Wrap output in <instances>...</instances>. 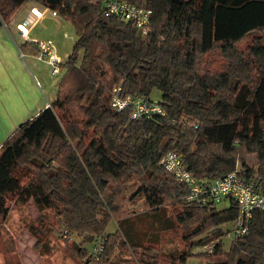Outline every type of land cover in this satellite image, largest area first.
Wrapping results in <instances>:
<instances>
[{
    "label": "trees",
    "instance_id": "1",
    "mask_svg": "<svg viewBox=\"0 0 264 264\" xmlns=\"http://www.w3.org/2000/svg\"><path fill=\"white\" fill-rule=\"evenodd\" d=\"M124 1L151 9L146 34L106 15L105 0H0V26L33 2L69 22L77 38L58 64L63 73L53 100L0 146V219L11 202L31 203L41 216L52 211L59 238L67 230L66 237L103 240L96 261L72 244L79 261L112 264L117 248L135 245L125 223L141 195L149 213L176 210L189 243L173 264L190 256L264 264V212H254L249 232L225 250L237 205L187 202L186 188L159 164L173 150L199 179L236 170L264 190V0ZM25 45L38 53V43ZM119 85L123 95L158 101L164 114L130 119L131 108L115 111L109 97ZM112 221L117 230L107 232ZM212 241L209 252L191 251ZM141 249L134 264L158 263L151 246Z\"/></svg>",
    "mask_w": 264,
    "mask_h": 264
},
{
    "label": "rangeland",
    "instance_id": "2",
    "mask_svg": "<svg viewBox=\"0 0 264 264\" xmlns=\"http://www.w3.org/2000/svg\"><path fill=\"white\" fill-rule=\"evenodd\" d=\"M39 8L43 9V7ZM81 57L82 50L78 52L77 65L80 63ZM45 69L50 72L51 67ZM62 73L63 69L59 74L52 76L50 81L56 91ZM2 78L3 74L1 73ZM0 88L6 91L9 87L5 85L4 87L0 86ZM159 96L160 93L155 90L153 97ZM32 100L33 98L29 96L27 104L29 109L34 105ZM12 103V101L8 102L11 106ZM253 161L254 158L250 157L249 163ZM135 188L130 187L127 193L134 192ZM221 206H224V204ZM130 208L131 215L125 225L126 228H131L135 245L127 246L123 252H120L117 248L112 264L136 263L143 246H151L152 251L157 253L159 257L157 264H173V257H177L189 243L184 239L183 231L175 221L176 210L167 206L156 214L149 213L144 206V198L141 195H138L136 203L131 205ZM52 213V211H45L41 216L31 203L11 202L8 215L6 218L0 219V264H87V258H83L81 261L78 260L71 245L80 244L90 250L92 243L95 242L93 238L87 236L77 237L75 234L71 237L68 235L66 238H59L54 231L57 224L56 217ZM41 227H45L46 232L41 233L39 230ZM34 228L36 234L33 232ZM116 230V223L109 222L106 231L112 233ZM201 237L202 235L191 240L195 242ZM232 239L233 237L227 235L222 238L225 250L229 248ZM213 244L214 241L203 246L195 245L191 251L193 253L199 251L209 252L212 250ZM89 264H93V262ZM185 264L213 263H208L196 256H190Z\"/></svg>",
    "mask_w": 264,
    "mask_h": 264
},
{
    "label": "built area",
    "instance_id": "3",
    "mask_svg": "<svg viewBox=\"0 0 264 264\" xmlns=\"http://www.w3.org/2000/svg\"><path fill=\"white\" fill-rule=\"evenodd\" d=\"M45 10L46 8H31L30 15L33 17L31 23L34 19L40 18ZM103 10L106 15L117 16L126 22L132 23L140 28L144 34L148 32L147 26L152 14L149 8L130 4L124 0H105ZM51 14L57 15L55 11H51ZM31 23L26 20L17 24L22 36L27 34V26ZM36 57L39 59L48 58L52 67V74L59 73V61L51 41L38 42ZM109 106L118 112L131 108L130 119L164 114V110L158 101L145 100L129 94L123 95L120 85L112 89ZM159 164L170 172L181 186L186 188L187 193L184 199L187 202H194L203 207H220L228 201H233L237 205L236 218L228 224V229H225V224L219 226L221 229L227 230V236H245L249 232L253 213L256 211L264 212L263 188L256 186L253 179L244 180L236 170L213 179H199L187 168L180 155L173 150L167 151L161 157ZM66 234L67 230H63V237H66ZM102 250L103 240L100 239L93 244L89 251L88 256L92 257L90 260H98Z\"/></svg>",
    "mask_w": 264,
    "mask_h": 264
},
{
    "label": "crops",
    "instance_id": "4",
    "mask_svg": "<svg viewBox=\"0 0 264 264\" xmlns=\"http://www.w3.org/2000/svg\"><path fill=\"white\" fill-rule=\"evenodd\" d=\"M33 7L40 9L41 6L23 3L9 22L0 26V86L9 87L6 91L0 88V146L22 123L48 106L56 93L50 82L55 74H52L48 58H37L25 43L51 41L62 64L67 61L77 39L72 25L59 15H52L48 9L31 23L30 9ZM26 20L31 24L27 26V34L22 36L17 24ZM21 47H26L27 51ZM48 67H51L50 72L45 69ZM29 96L34 102L30 109L27 108ZM9 101L13 102L12 106Z\"/></svg>",
    "mask_w": 264,
    "mask_h": 264
}]
</instances>
